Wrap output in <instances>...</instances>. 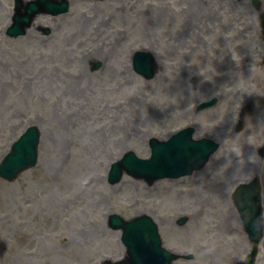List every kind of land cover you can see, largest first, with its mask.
I'll return each mask as SVG.
<instances>
[{"label":"rangeland","instance_id":"1","mask_svg":"<svg viewBox=\"0 0 264 264\" xmlns=\"http://www.w3.org/2000/svg\"><path fill=\"white\" fill-rule=\"evenodd\" d=\"M70 2L67 14L38 16L41 24L11 39L4 32L14 0H0V158L28 124L41 132L36 166L11 183L0 180V264L120 259L124 248L119 232L107 227L108 216L145 212L166 249L192 254L175 264H208L211 255L217 261L226 256L223 243L233 257L243 254L246 237L231 204L224 240L212 239L214 219L200 208L228 183V171L239 176L237 162L244 166L247 159L243 179L264 172V160L255 155L264 140L258 10L251 0ZM259 8L264 11V0ZM139 50L151 52L160 67L150 80L131 69ZM211 99L213 106L195 112L198 102ZM137 120L160 136L190 124L197 137L216 139L220 148L191 177L147 186L124 175L110 185L109 166L124 146L149 155L148 145H136L128 130ZM181 214L193 223L175 225Z\"/></svg>","mask_w":264,"mask_h":264},{"label":"bare ground","instance_id":"2","mask_svg":"<svg viewBox=\"0 0 264 264\" xmlns=\"http://www.w3.org/2000/svg\"><path fill=\"white\" fill-rule=\"evenodd\" d=\"M86 78V74H84V79ZM83 79V80H84ZM138 111V110H137ZM150 113H153L152 111L148 112L146 114V117H150L151 114ZM143 114H145V112L143 111ZM150 119V118H149ZM149 119L145 120V121H149L151 122ZM140 121L137 120V121H131V124L128 126V130H130L131 132V136L133 138V141L136 145H139V144H145L146 141L149 139V138H153V136L150 135V131H144V129L148 128V125L147 124H140L139 123ZM142 123V122H141ZM135 145V147H137ZM130 147H125L124 150H127L129 149ZM131 150H135V151H144V149L140 148V149H135V148H131ZM219 199V197L217 198ZM224 205H221L217 202H212V203H208L204 208L207 209V213L213 217H216V213L218 211H221L222 210V207ZM227 224L224 222V221H220V224H219V229L220 230H224L225 229V226Z\"/></svg>","mask_w":264,"mask_h":264},{"label":"water","instance_id":"3","mask_svg":"<svg viewBox=\"0 0 264 264\" xmlns=\"http://www.w3.org/2000/svg\"><path fill=\"white\" fill-rule=\"evenodd\" d=\"M31 139H29V141H30ZM28 158V156H27V154L25 153V152H23V153H18V154H16L15 155V158H14V160H13V163L11 162V164H10V167L12 166V168L13 167H15V166H20V165H22V163L24 162V161H26V159ZM16 160L18 161V163H17V165H14V164H16ZM169 164L168 163H164V162H162V166H168ZM157 171H159V170H157Z\"/></svg>","mask_w":264,"mask_h":264}]
</instances>
